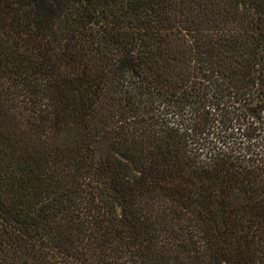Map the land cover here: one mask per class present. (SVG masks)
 <instances>
[{"label":"trees","instance_id":"trees-1","mask_svg":"<svg viewBox=\"0 0 264 264\" xmlns=\"http://www.w3.org/2000/svg\"><path fill=\"white\" fill-rule=\"evenodd\" d=\"M0 264H264V0H0Z\"/></svg>","mask_w":264,"mask_h":264}]
</instances>
